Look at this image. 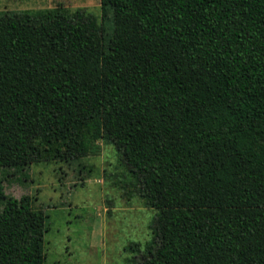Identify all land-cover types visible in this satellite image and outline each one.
<instances>
[{
	"label": "trees",
	"instance_id": "1",
	"mask_svg": "<svg viewBox=\"0 0 264 264\" xmlns=\"http://www.w3.org/2000/svg\"><path fill=\"white\" fill-rule=\"evenodd\" d=\"M99 140L155 211L126 264H264V0L0 10V264H44L48 230L4 180Z\"/></svg>",
	"mask_w": 264,
	"mask_h": 264
},
{
	"label": "rangeland",
	"instance_id": "2",
	"mask_svg": "<svg viewBox=\"0 0 264 264\" xmlns=\"http://www.w3.org/2000/svg\"><path fill=\"white\" fill-rule=\"evenodd\" d=\"M54 7L81 8L100 19V0H0V10ZM98 144L97 154L33 163L3 182V209L44 211V264H126L129 244L142 249L151 237L148 224L155 211L128 187L132 176L114 146L103 140Z\"/></svg>",
	"mask_w": 264,
	"mask_h": 264
}]
</instances>
